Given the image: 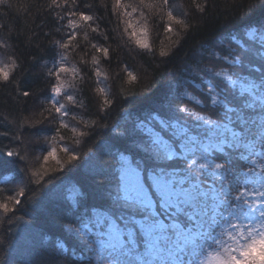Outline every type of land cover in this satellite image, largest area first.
Here are the masks:
<instances>
[{
  "label": "snow or ice",
  "instance_id": "snow-or-ice-1",
  "mask_svg": "<svg viewBox=\"0 0 264 264\" xmlns=\"http://www.w3.org/2000/svg\"><path fill=\"white\" fill-rule=\"evenodd\" d=\"M208 2L193 0L202 14L206 13ZM76 7L78 0H46L43 4L0 0V19L12 15L38 16L42 12H50L57 22L67 18L63 27L71 31L64 42L53 41L63 51L55 62L58 66L47 72L55 79L46 99L50 107L41 108L39 119L26 120L21 126L51 119L59 124L57 136L60 129L70 128L72 142L79 145L89 132L66 123L65 117L69 116L67 105L78 103L67 89L74 88V81L83 77L79 68L67 66L64 61L78 35L76 29L86 26L95 33L99 27L91 23L95 17L83 11L69 10L63 14L52 11ZM177 7L170 0H112L111 4L123 34L138 48L149 52L152 51L148 39L150 17H158L166 33H173L174 25L181 31L190 27L175 14ZM42 25L43 21L37 27ZM5 27L0 23V29ZM244 38L248 46L237 41L238 47L241 52L258 57L260 68L251 67L255 59H249L246 65L241 54L233 49L235 55L227 58L228 64L247 69L248 74L226 68L212 73L223 83L219 91L211 84L207 89L213 112L196 111L183 103L171 114L160 108L138 118L125 133H118L124 140L122 145L104 144L99 153L89 150L90 173L94 179L101 178L97 194L107 201V208L93 207L87 214L79 215L83 202L77 186L51 193L53 199L62 198L68 211L77 216L68 231L81 246V264L85 261L93 264V259L97 264H264V19L257 26H250ZM84 40H88L87 33ZM8 47L0 40V48ZM91 47L105 59L109 57L108 47L97 44ZM159 55L167 56L168 52L161 49ZM99 63V58L93 55L91 64L96 66L93 74L98 85L101 77L108 78ZM17 67L12 56L8 57V63L0 62V84L11 83V74ZM68 76L71 81L65 79ZM137 79L127 72L128 83ZM95 91L104 98L101 111L113 103L105 88L98 86ZM22 95L28 97L31 93L23 91ZM183 95L197 105L202 104L188 92ZM60 98L67 103H61ZM71 119L77 117L73 115ZM78 123L85 129L97 125L95 120L88 124L80 119ZM57 151L67 159L59 157ZM0 152L10 158L28 160L27 154L20 155L14 149ZM79 159L70 147H52L43 155L39 169L24 171L33 178L29 183L40 185L51 171H62L65 165ZM50 161L55 162L54 169L48 166ZM237 161L247 167H236ZM3 191L0 188V193ZM24 195L25 188L21 186L14 195L0 198V215L7 218L14 214ZM57 248L67 252L62 241L57 242Z\"/></svg>",
  "mask_w": 264,
  "mask_h": 264
},
{
  "label": "trees",
  "instance_id": "trees-1",
  "mask_svg": "<svg viewBox=\"0 0 264 264\" xmlns=\"http://www.w3.org/2000/svg\"><path fill=\"white\" fill-rule=\"evenodd\" d=\"M32 3L43 4L46 0H32ZM170 3L178 5L175 14L185 19L190 27L181 31L174 25V32L166 33L163 22L158 17H150L151 52L138 48L123 34L122 26L112 13V0H78V7L74 9L52 10L60 14L69 10L83 11L93 15L95 20L91 23L99 27L95 33L86 26L76 29L78 35L64 61L67 66L79 68L83 77L74 81V88L67 89L78 103L67 105L69 116L65 117L66 123L89 132L79 145L72 142L70 128L60 129L57 136L59 124L51 119L33 126L28 123L21 126L26 120L39 119L41 108L50 107L46 99L55 79L47 72L58 66L55 62L63 51L53 41L64 42L71 31L63 27L67 18L57 22L50 12H42L38 16L29 14L17 18L12 15L0 19V23L6 25L0 29V40L9 45L0 48V62L8 63V57L12 56L19 65L11 74L12 82L0 84V150L14 149L20 155L28 156L24 162L0 152V188L4 189L0 198L14 195L18 187L25 188V195L15 213L7 218L0 215V264H81V246L68 231L77 216L68 211L62 198L53 199L51 193L77 186L83 202L79 215L87 214L93 207H108L107 201L98 198L97 186L101 178L94 179L90 173L89 150L99 153L104 144L122 145L124 140L118 133H125L138 118L160 108L171 114L183 103L196 111L213 112L207 89L211 84L219 91L223 83L212 73L226 68L230 72L248 74L247 69L228 64L227 58L235 55L233 49L241 54L246 65L249 59H255L251 67L260 68L259 58L241 52L237 41L248 46L244 33L264 19V0H209L203 14L196 10L193 0H170ZM86 4L90 7L85 8ZM32 11L35 13V7ZM41 21L43 25L37 27ZM9 27L13 30L9 31ZM85 33L87 41L84 40ZM92 44L108 47L109 57L105 59L102 53H96ZM161 49L168 55L160 56ZM93 55L100 60V70L107 74L106 84H97V77L93 74L96 66L91 64ZM127 72L138 77L135 83H128ZM65 79L71 81L70 76ZM98 86L105 88L108 98L113 101L103 111L104 98L95 91ZM23 91H29L31 95L24 97ZM185 92L200 99L202 104L189 101L183 95ZM73 115L77 120L71 119ZM80 119L88 124L95 120L97 125L85 129L78 123ZM17 136L19 140L14 138ZM63 146L74 149L80 159L65 165L62 171H51L40 185L29 183L33 178L24 169H39L48 150ZM57 155L67 159L62 152L57 151ZM104 159L109 160V157ZM48 166L56 167L53 161ZM235 166L247 167L240 161ZM58 241L64 243L67 252L57 248ZM93 255L85 253V256ZM93 264H97L94 259Z\"/></svg>",
  "mask_w": 264,
  "mask_h": 264
},
{
  "label": "rangeland",
  "instance_id": "rangeland-1",
  "mask_svg": "<svg viewBox=\"0 0 264 264\" xmlns=\"http://www.w3.org/2000/svg\"><path fill=\"white\" fill-rule=\"evenodd\" d=\"M148 39L150 40V33H149ZM64 63H65V62H64ZM101 82H102V84H106V80H105V79H102ZM60 102H61V103H65L66 101L64 102V100H63L62 98H60Z\"/></svg>",
  "mask_w": 264,
  "mask_h": 264
}]
</instances>
